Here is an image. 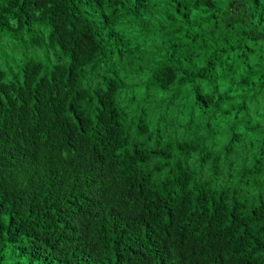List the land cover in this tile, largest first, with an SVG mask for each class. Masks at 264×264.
Listing matches in <instances>:
<instances>
[{"label": "trees", "instance_id": "obj_1", "mask_svg": "<svg viewBox=\"0 0 264 264\" xmlns=\"http://www.w3.org/2000/svg\"><path fill=\"white\" fill-rule=\"evenodd\" d=\"M147 4L0 0V264L26 247L48 263L264 264V141L222 163L221 138L132 139L117 81L92 86L115 8ZM251 15L245 38L264 41Z\"/></svg>", "mask_w": 264, "mask_h": 264}, {"label": "clouds", "instance_id": "obj_2", "mask_svg": "<svg viewBox=\"0 0 264 264\" xmlns=\"http://www.w3.org/2000/svg\"><path fill=\"white\" fill-rule=\"evenodd\" d=\"M253 10L264 14V0H148L140 15L117 6L102 34L116 46L92 86L107 92L117 81L132 139L162 133L164 143L215 147L221 138L226 163L229 148L264 141V41L245 38L259 20Z\"/></svg>", "mask_w": 264, "mask_h": 264}, {"label": "rangeland", "instance_id": "obj_3", "mask_svg": "<svg viewBox=\"0 0 264 264\" xmlns=\"http://www.w3.org/2000/svg\"><path fill=\"white\" fill-rule=\"evenodd\" d=\"M21 246V245H19ZM16 256L20 259L21 264H63L58 262L48 263L40 257L39 251L35 247H26L25 250L21 249L16 252Z\"/></svg>", "mask_w": 264, "mask_h": 264}]
</instances>
